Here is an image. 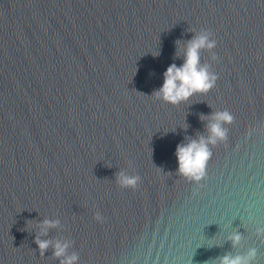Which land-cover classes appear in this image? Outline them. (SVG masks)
Returning a JSON list of instances; mask_svg holds the SVG:
<instances>
[{"label": "water", "instance_id": "95a60500", "mask_svg": "<svg viewBox=\"0 0 264 264\" xmlns=\"http://www.w3.org/2000/svg\"><path fill=\"white\" fill-rule=\"evenodd\" d=\"M201 31L217 42V59L201 53L214 88L180 105L154 96L183 63L176 41ZM218 111L234 117L227 140L200 182L180 176L177 146ZM44 220L58 221L46 235ZM261 229L264 0H0V264H60L37 236L70 242L79 264H217L250 249L264 264Z\"/></svg>", "mask_w": 264, "mask_h": 264}, {"label": "clouds", "instance_id": "9594fccd", "mask_svg": "<svg viewBox=\"0 0 264 264\" xmlns=\"http://www.w3.org/2000/svg\"><path fill=\"white\" fill-rule=\"evenodd\" d=\"M217 42L212 38L210 32L201 31L196 33L187 42L176 41V58H182L183 63L177 66L172 63L164 73L163 86L156 90L153 95L171 105H180L188 102L197 94H207L210 92L218 79V76L210 71L208 64L202 63L201 53L208 51L212 53V59H217L213 52ZM160 53L158 52V56ZM201 120H208L206 125V135H198L197 138H186L185 143H181L176 148V158L178 161V174L191 181L200 182L206 174L207 165L212 157L211 146L227 140L228 130L225 125H231L234 117L228 111L214 112L211 117L201 115ZM140 181L137 175H129L126 172L117 173V183L122 188L135 189ZM100 220V216H96ZM28 221L27 224H31ZM58 221L44 220L40 224L42 234L46 235L49 229L55 228ZM264 233V229L260 230ZM233 248L241 243L242 235L234 232L230 237ZM41 256L49 248L53 250V257L60 260V264H79V256L69 255L70 242L53 241L41 239L37 236L35 240ZM256 250L250 249L246 254L225 253L217 258V264H253L256 257Z\"/></svg>", "mask_w": 264, "mask_h": 264}]
</instances>
